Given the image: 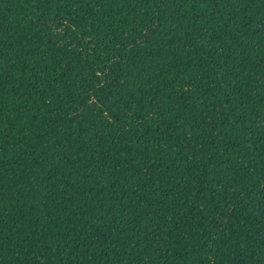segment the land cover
<instances>
[{
  "label": "trees",
  "instance_id": "16d2710c",
  "mask_svg": "<svg viewBox=\"0 0 264 264\" xmlns=\"http://www.w3.org/2000/svg\"><path fill=\"white\" fill-rule=\"evenodd\" d=\"M0 264H264V0H0Z\"/></svg>",
  "mask_w": 264,
  "mask_h": 264
}]
</instances>
